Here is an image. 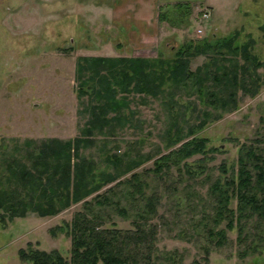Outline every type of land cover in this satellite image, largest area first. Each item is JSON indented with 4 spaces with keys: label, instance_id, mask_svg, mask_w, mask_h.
Segmentation results:
<instances>
[{
    "label": "rangeland",
    "instance_id": "374dc122",
    "mask_svg": "<svg viewBox=\"0 0 264 264\" xmlns=\"http://www.w3.org/2000/svg\"><path fill=\"white\" fill-rule=\"evenodd\" d=\"M56 1L60 10L58 20L50 12L51 2L55 0H0L1 184H6V162L9 159L17 157L27 165L31 164L25 140L31 138L39 142L49 137L66 139L80 135L87 113L83 109L86 97L82 102L77 96L76 56L131 53L130 49H126L128 45L123 37L111 29L109 18L91 14L92 6L98 0H73L75 5L83 1L91 3V6H85L88 14L78 12L72 16L65 13L74 9L69 6L73 3L71 0ZM235 2L239 7L230 18L229 28L223 25L227 18L221 12L216 13V8L212 16L209 14L206 17L198 15L204 7L195 9L186 26L163 22V33L167 35L161 40L157 54L162 52L164 56H171L184 39L213 34L215 31L209 21L214 19L217 22L221 20L220 26H223L215 35H224L233 29L239 30V41L251 35L255 40L253 51L264 59V0ZM245 8H248V13H244ZM71 19L73 24H70ZM198 28L201 30L197 31ZM117 42H123L126 48L117 51L114 47ZM206 59L205 55H197L191 59L190 67L195 68ZM258 72L262 80L253 96L238 90L235 108L222 111L218 118L207 121L196 131L208 138V146H218L219 149L209 151L201 161H198L201 154L187 158L190 171L174 165L159 174L150 170L153 160L171 148L165 145L168 139L165 129L171 121V110L165 108L159 98L132 94L128 109L134 113L129 126L91 135L94 141L82 148L81 153L95 159L97 168L101 169L105 168L104 156L111 153L123 158L134 157L137 151L151 155L131 171L140 174L143 183L141 193L157 196L156 211L149 213L147 218L136 215L143 202L139 196L141 193L136 192L131 197L128 190L132 186L128 182L114 184L131 173L126 172L98 190L116 201H112L111 205H98L96 198L92 197L95 191L85 197L90 200L91 209H86L81 199L61 208L56 214L41 216L29 211L12 219L5 216L0 221V264H31L18 255V249L26 248L28 244L45 250L56 248L68 258L70 235L58 228L53 234L50 229L69 221L77 210L87 213L100 211L103 215L101 224L114 222L120 229L134 230L136 221L145 227L146 232L154 228L152 239L148 238L146 245H151V257L156 256V264H193L194 260L201 264H264V242L256 235L262 220L255 214L242 219L240 236L239 224L226 229V239L221 244H217L207 233V228L213 225L214 199L209 191L212 182L216 179L223 182L231 175L235 176L242 144L256 146L264 157V67H259ZM178 95L179 102L188 103L185 110L188 124L197 122L193 109L200 113L203 105L197 95L183 92ZM204 107L216 113V109ZM128 109H125L126 112ZM180 122L184 134L187 124L182 119ZM221 163L223 167L219 166ZM16 182L12 181L10 185H18ZM112 184L114 188L110 191ZM115 205L124 206L125 214L117 211ZM229 206L236 208L235 197L231 198ZM225 221L221 220L217 228L225 227ZM146 247L143 245L140 250L145 252Z\"/></svg>",
    "mask_w": 264,
    "mask_h": 264
},
{
    "label": "trees",
    "instance_id": "16d2710c",
    "mask_svg": "<svg viewBox=\"0 0 264 264\" xmlns=\"http://www.w3.org/2000/svg\"><path fill=\"white\" fill-rule=\"evenodd\" d=\"M191 13L189 2L178 1L161 5L158 17L168 24L181 27L186 26ZM238 35L239 30L235 29L224 35L213 33L199 38L188 37L174 49L171 56H164L162 52L156 56L77 55V96L82 102L86 97L83 109L87 113L80 135L66 139L49 137L39 142L31 138L24 141L31 164L27 165L17 157L6 162V184H1L3 181L0 179V221L5 216L12 219L14 216H24L29 211L41 216L56 214L61 208L81 199L85 208L91 209V202L85 197L95 191L92 197L96 198L98 205L116 202L110 195L98 191L99 188L139 166L151 155L137 151L136 156L123 158L111 153L104 156L105 168L101 169L97 168L95 159L83 155L81 149L94 141L91 135L95 133L129 126L134 113L128 109L132 94L159 98L161 104L171 110V121L165 129L168 134L165 145L171 148L153 160L150 170L155 174L173 165L179 168L183 166L190 171L187 158L201 154L202 157L198 158L201 161L209 151L218 150V146H208V138L198 135L196 131L207 121L218 118L222 111L235 108L238 90L253 96L262 80L258 68L264 67V59L253 51L254 38L249 35L246 40L239 41ZM201 54L207 59L191 68V59ZM182 92L196 94L203 104L200 113L193 109L197 122L188 124L185 116L188 103L183 104L177 98ZM204 105L216 109V113ZM181 119L187 124L184 134ZM237 162L235 176L231 175L223 182L216 179L210 185L214 213L213 225L207 228V233L217 244H221L226 239V229L239 224L240 236L242 219L255 214L262 220L256 235L258 240L264 242V157L256 146L242 144ZM219 166L223 167V164ZM12 181H17L18 185H10ZM122 181L132 186L128 190L131 197L143 191L137 171H131L127 178L114 184ZM114 184L110 186L112 188L109 187L110 191ZM139 196L143 202L136 215L147 218L149 213L156 211L158 198L154 193L145 195L143 192ZM233 197L237 199L235 209L229 206ZM115 208L123 214L126 212L124 206L115 205ZM223 219L226 220L225 227L217 228ZM102 221L100 211L87 213L77 210L69 221L50 229L53 234L58 228L70 235L68 258L56 248L45 250L30 244L26 248H19L18 255L31 264H156V256L151 257V245H146L152 239L154 228L146 232L145 227L136 221L134 230L120 229L114 222L103 225ZM143 245L147 246L145 252L140 250ZM205 251L207 258V247ZM193 264L201 263L194 260Z\"/></svg>",
    "mask_w": 264,
    "mask_h": 264
},
{
    "label": "crops",
    "instance_id": "0c3cea01",
    "mask_svg": "<svg viewBox=\"0 0 264 264\" xmlns=\"http://www.w3.org/2000/svg\"><path fill=\"white\" fill-rule=\"evenodd\" d=\"M178 1L189 2L191 4V15L195 14V9L198 10L201 9V7L206 6L209 8V14H211L212 16L216 8V13L221 12V14L227 18L225 20V23L223 24L226 28H229L228 25L230 24V18H232V15H234L237 11L236 8L239 7V5L236 4L235 0H98L95 6H92L93 12L91 11V14L97 13L98 15H104L105 17L109 18V25L111 29L117 31V35L119 36L120 34L121 38L123 37L128 45L126 48L124 47L123 42H117L114 46L115 49L118 51L120 48L122 50L126 48L130 49L131 53H118L117 51H115L117 52L115 54L109 53L94 55L156 56L157 51H159L161 47V40L164 39V37H166L167 35L165 34L166 32L163 33L165 30L163 22L165 23L166 21L159 20L158 17L160 6ZM71 2L73 3L69 6H72V9H74L71 12L65 11L66 14L71 16L74 14H78V12H82L81 15L88 14L85 6L87 4L91 6V3L86 4L83 1H79V5H75V1L71 0ZM247 9L248 8H245L243 10L244 13H248ZM50 10L51 14H55V20H58L59 17L57 16L60 15V10L58 8V2L56 0L55 2H51ZM220 21L217 22L214 19H211L209 21L212 29L215 32H220L221 27H223L220 26ZM70 24H73V20ZM226 28L225 30L227 31L228 29ZM171 34L174 35V31H171Z\"/></svg>",
    "mask_w": 264,
    "mask_h": 264
},
{
    "label": "built area",
    "instance_id": "2783aa9c",
    "mask_svg": "<svg viewBox=\"0 0 264 264\" xmlns=\"http://www.w3.org/2000/svg\"><path fill=\"white\" fill-rule=\"evenodd\" d=\"M209 13H210L209 8L205 6L204 8H202L200 16L206 17L209 15ZM200 30H201L200 28L197 29V31H200Z\"/></svg>",
    "mask_w": 264,
    "mask_h": 264
}]
</instances>
